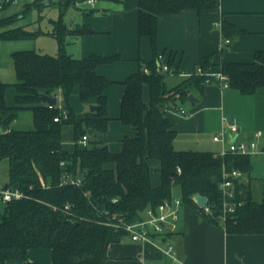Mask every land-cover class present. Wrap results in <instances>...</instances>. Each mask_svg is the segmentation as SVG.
I'll return each instance as SVG.
<instances>
[{"label": "trees", "instance_id": "1", "mask_svg": "<svg viewBox=\"0 0 264 264\" xmlns=\"http://www.w3.org/2000/svg\"><path fill=\"white\" fill-rule=\"evenodd\" d=\"M66 1L76 6L86 0ZM219 3L220 0H138V32L150 38L155 57L146 62L150 72L141 68L120 82L125 89L118 118L133 128L131 135L123 136L120 150H113L90 136L87 146L77 143L83 135H89V129L93 130L92 134L108 130L107 89L115 81L96 68L121 59L120 54L91 53L76 57L64 50L67 34L94 32L90 25L70 28L60 19L53 31L59 42L55 55L32 49L12 52L17 75L12 83L16 88V102H7L6 90L10 83L0 78V119L6 127V131L0 132V164H6L8 186L19 188L27 197L3 202L0 209V264L27 260L28 250L33 247L51 248L53 260L27 264H105L109 244L126 234L123 228L105 223L111 219L116 221L114 215L126 222L135 221L143 216L146 208L156 207L170 198L175 186L180 188L183 203L198 208L194 196L201 193L219 205L218 183L222 180L223 168L250 172V155L215 156L213 151L174 146L176 129L168 112L177 110L179 102L188 99L193 90L203 91L208 83L206 71L211 55L201 59L203 74L192 73L173 87H168L165 81L167 72L158 70L156 41L160 16L188 8L200 11L217 7ZM33 4L43 5L40 0H34L26 8ZM13 19L12 16L5 18L6 21ZM222 30L225 36L244 32L227 20H223ZM41 32L12 28L0 36L23 38ZM220 70L229 76V86L241 93H254L264 87V50L256 51L251 62H223ZM76 87L82 102L98 108L88 109L81 118L71 108H65L67 117L61 115V120L55 121L60 109L51 107L41 95L61 93L69 102ZM145 87H148L147 96ZM23 108L32 109L33 127H11ZM69 122L75 126L73 151L63 147L61 138L62 126ZM155 160L159 162L157 184L151 175V163ZM63 171L81 176L82 185L61 184ZM236 181L237 197L243 204L227 216V231L264 233V196L260 202L255 201L249 185L240 179ZM67 204L69 208L65 207ZM205 216L219 222L216 217Z\"/></svg>", "mask_w": 264, "mask_h": 264}, {"label": "crops", "instance_id": "2", "mask_svg": "<svg viewBox=\"0 0 264 264\" xmlns=\"http://www.w3.org/2000/svg\"><path fill=\"white\" fill-rule=\"evenodd\" d=\"M43 1L40 0L43 5L51 3ZM99 2H103L101 8L97 7ZM83 3L88 4L83 1L77 6ZM89 7V10L83 8L82 18L75 26L88 24L94 32L73 34L77 38V47L81 48L76 57L91 53L121 55V59L99 64L96 68L115 81L108 87L107 94L108 91H117L121 103L125 86L120 82L141 68L150 72L146 62L154 59L155 50L148 36L139 35L138 0H96L95 5L89 4ZM223 20L244 32L225 36ZM225 37L230 42H225ZM258 50H264V0H220L217 7L200 11L188 8L159 18L156 52L162 53V63L171 67L172 76L168 80L165 77L168 87L195 73L201 67L203 57L211 55L207 71L217 72L223 62L253 61ZM144 91L147 96L148 87ZM119 105H112L108 95L110 120H119ZM179 105L185 108L186 114L178 110L168 112L174 120V146L177 149L221 151L223 144L213 137L226 125L223 116L227 117L228 123L234 122L239 126L238 132L229 136L228 141L232 137L237 141H249L256 131L264 133V87L245 94L232 86L225 87L213 78L202 92L193 95L192 100L188 97V101H181ZM14 121H18V116ZM115 123L121 133L125 132L120 141L112 142V147L119 148L123 136L127 131L132 134L133 128L120 120ZM259 144L264 145V138L259 140ZM250 162V172L244 173L240 180L249 185L253 199L260 202L264 196V152L251 154ZM7 183L6 173L4 179L0 178V187ZM165 241L174 245L176 260L164 252L162 244ZM142 255L145 256L144 262L140 260ZM52 260L51 248L33 247L28 250L27 260H8L2 264L51 263ZM105 264H264V233L229 232L221 222H214L197 207L183 203L178 229L162 238L161 243L157 240L134 241L127 234L122 235L118 241L109 244Z\"/></svg>", "mask_w": 264, "mask_h": 264}, {"label": "rangeland", "instance_id": "3", "mask_svg": "<svg viewBox=\"0 0 264 264\" xmlns=\"http://www.w3.org/2000/svg\"><path fill=\"white\" fill-rule=\"evenodd\" d=\"M33 1L34 0H17V2H14L13 0H10L3 6V8H0V34L3 31L12 28H21L28 31L39 29L40 31H42L36 36L23 38L6 39L0 36V78L5 82L10 83L6 90V98L10 102H12V104H15L16 102V88L12 85V83L17 80L12 52L15 50L32 49L50 55L57 54L59 51V42L56 32L53 33L57 22L62 19L70 28H74L75 24H77V22L81 20L83 11H85L84 9L91 7H89V4L84 3L80 7H78L77 4L76 6H74L73 4L68 5L67 1L64 0L62 2H51L47 5L36 6L33 4L29 8H26L27 3L32 4ZM102 3L103 2H99L97 7L101 8ZM11 16L14 18L13 20H5V18ZM64 50L67 53L73 54V56H77V53L81 51V48H79V46L77 47V38H75L74 35L67 34L65 36ZM171 74V72H167V80L172 76ZM168 84L171 83L169 82ZM193 92L192 94L194 95L199 94L200 91L194 90ZM116 93L117 91H108L107 95H109L111 104H116V107H118L120 103L118 95ZM60 101L66 109L69 110V108H71L72 110H74L75 116L77 118L83 117L85 112L90 109V106H86V104L80 99L77 87L72 91L69 102L65 101L62 96ZM184 101H188V99ZM179 103L181 104V101ZM32 120V109L23 108L18 113V121L12 122L11 125L14 128L29 129L33 127ZM115 121L118 122L119 120H110V127H108V130L105 133L89 134L90 139L99 140L101 141V143L105 144L110 143L109 145L112 147V142L117 143L118 141H120V137L125 133H121V131L117 127L118 125L116 126ZM126 133V135H131L128 133V131ZM61 138L63 147L69 151H73L76 146V139L75 126L72 122L65 123L62 126ZM112 148L113 150H120L118 147ZM158 165L159 162L157 160L152 161L151 163V175L154 184H157L159 182V174L157 171ZM6 171L7 167L3 162L1 163L0 169L1 179L5 178L7 173ZM173 194H181L180 188L178 186L174 187ZM3 205V202L0 200V209H2Z\"/></svg>", "mask_w": 264, "mask_h": 264}, {"label": "built area", "instance_id": "4", "mask_svg": "<svg viewBox=\"0 0 264 264\" xmlns=\"http://www.w3.org/2000/svg\"><path fill=\"white\" fill-rule=\"evenodd\" d=\"M10 0H0V8L8 3ZM17 2V0H13ZM51 2H60L64 0H49ZM86 2L90 5H94L96 0H86ZM225 42H230L228 37L224 38ZM163 54L159 53L157 60L160 61L161 70L164 72H170L171 67L167 63H162ZM146 72H149L147 68H145ZM195 73L203 74L204 70L202 67H199ZM207 82L210 79L219 80L223 86H229V76L223 73L221 70L217 72H208ZM191 75V74H190ZM57 96L56 104L49 105L51 107H57L60 109V115L54 118L55 121H60L61 117H67L68 113L65 109L64 105L60 101L61 95ZM59 99V100H58ZM181 114H186V110L184 107L179 106L177 109ZM62 115V116H61ZM223 121L226 122V125L221 129L219 133L214 135L213 139L215 141L221 142L223 144V149L221 151L215 152V156H221L228 153L239 154V155H251L260 152H264V145L260 146L259 140L264 138V133L262 130H258L255 133V136L249 141H237L230 140L228 141V137L234 135L238 132L239 126L237 123H228L227 117L223 116ZM78 144L82 146H87L89 144V135L85 134L77 141ZM62 164L64 162L62 161ZM244 175L242 170L233 169L227 170L223 168L222 180L218 183V187L221 193V201L220 204H214L210 202L208 198V202L203 206H199L198 209L203 215L216 217L219 219V222L225 225V220L228 215L235 213L236 209L243 204V200L238 199L237 191H236V180L241 179ZM61 184H74V185H82L83 179L81 176H77L72 174L69 171H63L61 176ZM27 197V194L20 190L19 188L8 187H0V200L2 202H10L12 200L21 199ZM117 201V198L114 199ZM183 204L182 198L180 195H172L170 198L164 199L160 202L156 207H148L145 209L143 216L135 221L126 222L123 217H119L114 215L113 218L117 219L116 221L108 220L106 224H112L117 228H123L126 231V234L134 241H154L157 240L161 243L162 238L167 237L172 232L178 229V221L180 218V207ZM69 208L67 204L65 206ZM163 250L164 252L171 256L173 259H177V252L175 247L170 242H164ZM142 262L145 261V256L142 255L140 257Z\"/></svg>", "mask_w": 264, "mask_h": 264}, {"label": "water", "instance_id": "5", "mask_svg": "<svg viewBox=\"0 0 264 264\" xmlns=\"http://www.w3.org/2000/svg\"><path fill=\"white\" fill-rule=\"evenodd\" d=\"M45 3H49V0H45L43 1ZM158 70L160 71L161 70V65L158 63ZM41 98L45 101H47L48 103H51V104H56L57 102V96L56 95H49V94H45L43 93L41 95ZM189 99L192 100L193 99V95L190 94L189 95ZM98 106L95 105V104H90V110H95L97 109ZM6 131V127L5 125L2 123L1 119H0V132H4ZM89 134H92L93 133V130L92 129H89L88 131ZM235 137H232L231 140H234ZM5 187H8V184L5 186ZM194 200L197 202V204L199 206H203L204 204H206L208 202V196L207 195H204V194H201V193H197L195 196H194Z\"/></svg>", "mask_w": 264, "mask_h": 264}]
</instances>
